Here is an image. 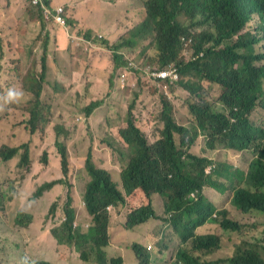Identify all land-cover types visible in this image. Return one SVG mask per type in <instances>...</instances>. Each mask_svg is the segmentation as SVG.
Returning <instances> with one entry per match:
<instances>
[{"label": "trees", "instance_id": "16d2710c", "mask_svg": "<svg viewBox=\"0 0 264 264\" xmlns=\"http://www.w3.org/2000/svg\"><path fill=\"white\" fill-rule=\"evenodd\" d=\"M42 1L50 12L48 16L44 15L41 4L34 5L31 0H23L32 6V17H37L40 22L43 19L55 22L56 11L62 5L52 7L51 0ZM137 1L142 15L145 13L137 26L114 44L102 40L101 45L111 52L116 84L118 79H125L123 88L128 87L126 81L130 75L138 73L143 78L146 74L140 72L142 67L130 66L132 62L122 50H134L146 41L156 51L154 61L159 68L167 71L177 69L181 78L178 84L171 81L170 77L160 79L158 86L150 82L165 96L160 114V137L156 141L153 139L152 144L148 142L134 120V101L128 108L126 127L119 130V136L129 150L127 161L120 167V186L109 171L93 162L91 151L85 156L82 170L87 179L80 200V208L85 214H80L84 218L78 228L75 225L77 207L73 203L78 201L74 198V187L70 181L71 158L65 142L58 140L61 131H56L54 147L59 153L62 177L43 183L34 193V197L39 198L55 185L67 187L63 221L50 230V235L64 251L74 248L83 262L120 264L121 258L107 256V248L114 217L111 209L124 206V232L135 240L127 249L131 250L139 264H149L150 257L141 240L147 227L153 221L161 220L154 205V198L158 196L162 201L164 218L161 227L164 229L165 224H169L180 245L173 251L167 264H264V237L235 244L231 257L214 263H203L196 257V254L211 255L221 247L222 238L219 235L198 234V230L207 224H216L217 228L225 232L242 231L244 225L230 214V210L234 212L236 209L243 214L256 211L264 217V130L252 123V117L261 119L264 116V0ZM65 7L61 16L66 19ZM124 11L125 8L121 9V14ZM67 23L74 25L71 19ZM11 30L9 27L7 34L0 33V37H9L8 42L0 41L1 49L17 47L14 36L9 34ZM48 41L49 38L44 42L41 69H30L21 77L25 79L26 90L33 94V100L27 107L30 135L43 126L41 120L46 124L50 122V114L42 111L45 104L41 101L43 84L51 71L47 65ZM51 41L54 43V37ZM189 43L194 46L195 54L189 55V48L183 47ZM68 48L70 52L73 51L72 46L68 45ZM57 54L61 55L60 52ZM52 72L58 71L52 69ZM202 83L215 84L221 88L219 103L223 109L218 110L207 102ZM110 85L112 88L108 94L113 90L112 80ZM178 86L188 93L187 103L191 101L189 111L193 118L189 125H179L174 118L175 105L171 103L170 95L172 89ZM99 106L100 101L91 102L85 107V115L90 117ZM204 139L208 150L219 147L232 152L253 149L254 158L245 169L230 160L217 163L213 157L209 159L206 154L198 153L204 149ZM18 155V168L27 170L31 165L30 142L0 149L3 162ZM122 157L125 158V155L122 154ZM33 158L35 156L32 155ZM41 163L48 164L47 153H43ZM209 188L220 195L231 191L230 204L211 193ZM8 208L5 206V209L0 210ZM56 212L57 205L53 202L48 214L53 217ZM32 221V215L18 213L14 223L27 228ZM46 241L48 236L41 243ZM63 253L61 264H66V251ZM52 256L55 257V254ZM52 261L55 262V259L52 258ZM36 263L52 264L47 261Z\"/></svg>", "mask_w": 264, "mask_h": 264}, {"label": "rangeland", "instance_id": "374dc122", "mask_svg": "<svg viewBox=\"0 0 264 264\" xmlns=\"http://www.w3.org/2000/svg\"><path fill=\"white\" fill-rule=\"evenodd\" d=\"M52 1L60 3L58 0ZM88 1L83 0L81 9L84 10ZM98 1L99 7L103 11L97 16L92 14L90 24L99 25L104 21L102 25L107 26L106 13H108L107 16H112L110 12L114 14L115 19L126 20V12L119 15L121 12L116 13L108 8L105 0ZM136 2L134 6L123 2L120 9H139L140 3ZM61 4H65L67 7L66 0ZM63 7L64 5L61 6L62 9ZM31 8L32 6L24 2L23 6H17L14 11L17 18L16 23H11L8 20H5L8 22L7 24L0 23V33L7 34L10 27L12 30L9 31V34L14 36L13 39L17 45V47L13 46L6 50L0 48V57H2L0 60V104L3 103V96L7 89L12 85L19 86L27 93L22 102L9 104L6 108L0 107V149L3 146L15 147L21 142H30L31 151V165L27 170L18 168L20 155L8 162H3L0 159V208L9 207L5 211L0 210V218L5 219L7 222L4 223L8 224L5 233L0 234V264H37L38 261L49 262V259L52 261V258H49V246L41 241L47 238V235H44L46 231L57 227L63 221V205L66 200L67 187L62 184L55 185L39 198H35L34 193L43 183L62 177L59 169V153L54 147L56 131H61L58 140L65 142L71 158L70 181L74 187V198L78 201V203H73L77 207L78 219L82 220L84 217L81 215L84 216L85 213L80 208L82 205L80 200L87 179L82 170V164L87 152L91 151L93 162L109 171L113 180L120 186V167L127 161L129 150L127 144L119 136V130L126 127L129 106L135 101L134 120L150 144L153 143V139L158 140L162 129L160 114L162 100L165 98L164 94L157 91L149 81L141 78L138 73L130 75L126 81L128 87L123 88V79H118L116 84L113 63L103 66L101 63L92 65V59L97 62L101 61L100 53H97L93 46L100 45L102 47L101 41H107L102 38L101 34H88L84 29L72 28L67 22L60 24L45 19L40 22L37 17L31 16ZM88 12L91 14L90 8ZM53 25L56 29L55 44L52 43L51 32L48 30ZM195 32L193 31V33ZM47 38H49L47 65L51 67V71L44 81L41 101L45 104L42 111H48L50 114V122L46 124L41 120L42 125L46 124V126L44 128L41 126L34 135H30L27 110L33 100V94L26 90L25 79H21V77L30 69L35 68L37 71L41 69L44 42ZM2 40L3 43L4 41L8 42L9 37L2 36L0 41ZM51 43L55 48L58 46L62 49L61 55H58L55 50L52 52L49 49ZM68 45L73 47V51L70 52ZM183 47L190 48L192 46L183 45ZM240 50L241 47L238 46V51ZM122 52L127 59H130L129 62H132V65L137 67L150 65L159 68L154 61L157 55L156 51L149 41L134 50L124 49ZM52 69L58 72L54 73ZM154 71L158 73L157 69ZM173 72L176 73L175 70ZM90 74L99 75V77H92ZM178 79L181 78L178 77ZM111 80L113 81V90L111 94H108L109 89L112 88ZM202 85L205 88L203 94L207 102L218 110L223 109L219 103L220 87L207 83H202ZM172 90L170 98L172 99L171 103L175 105L174 118L179 125L183 123L189 125L193 118L189 111L191 101L187 103L189 95L180 86ZM93 101H100V106L90 117H87L84 113L85 107ZM256 118L257 121L261 120L258 116ZM252 123L256 127L260 126V124H255L253 117ZM261 124L264 125V118L261 120ZM58 125L62 127H58ZM63 134H65L64 137H62ZM176 140L179 143L178 135H176ZM120 152L125 155V158ZM246 152L242 156L231 155L229 158L221 152L211 155L217 163L230 160L245 169L255 155L253 149ZM43 153L48 155L47 165L41 163ZM198 153L207 154L205 148ZM32 155L35 156V159H32ZM212 193L230 204L231 191L221 195L213 191ZM53 202L57 205V212L55 216L51 217L48 211ZM161 204L162 201L156 196L154 205L161 220L153 221L143 233L141 240L142 246L150 257L149 264H167L173 251L180 246L176 242V236L169 224H165L164 229L161 227L164 219ZM111 212L114 217L112 218L107 256L114 259L121 258L120 264H139L131 250L127 249H130L135 240L129 237L127 232H124L126 208L119 206L116 209H111ZM18 213L32 215L31 225L27 228L16 226L14 221ZM240 215L242 214L234 211L233 217L244 225L240 233L221 231L216 224H207L206 226H209L207 229L199 230L201 233L217 234L222 238L220 249L212 253L213 255L196 254L201 262L214 263L219 259H226L233 254L235 244L242 241L251 242L254 238L262 239L264 237V217L261 213L251 211L248 215L242 217ZM75 225L78 228L81 227L78 222H75ZM51 245L53 246V244ZM149 245L153 248L149 249ZM65 251L66 264H95L92 261H81L80 255L74 248L65 249Z\"/></svg>", "mask_w": 264, "mask_h": 264}, {"label": "crops", "instance_id": "0c3cea01", "mask_svg": "<svg viewBox=\"0 0 264 264\" xmlns=\"http://www.w3.org/2000/svg\"><path fill=\"white\" fill-rule=\"evenodd\" d=\"M60 3H54L51 0V5L52 7H56V6H61V5H65V4H61L62 2H64V0H58ZM137 0H105L104 2L106 3L107 7L114 10L116 13L118 11H121L120 7L122 6V4H127L129 6H134L137 2ZM124 2V3H123ZM24 2L23 0H0V23L1 24H7L8 21H11V23H16L15 21L17 20L16 15L14 13L15 9L17 6L21 7L23 6ZM66 4L67 7H65V16H66V21L68 19H71L74 23L73 26H71L72 28L74 26H76L79 30H86V32H90V34H101L102 38H105L107 41L110 42V44H114L113 42H116L117 39H119L120 37H122L123 35H125L127 32H129L132 28H134L135 26H137V24L140 21L141 16L144 17L145 13L142 15L143 11L141 10L140 6L139 9L136 10H129L127 8H125L124 13H127V18L124 21H121V19H115L114 14L110 12V14L112 16H107L108 13H106V17H108L107 20V26H103V22L102 21L99 25H92L90 24V16L92 14H95L97 16L98 13H101L103 10L99 7V1L98 0H89L88 3L85 5L84 10L81 9L80 6L83 5V0H66ZM110 4V5H108ZM89 8L91 9V14L88 12ZM11 11V12H9ZM10 13V14H9ZM119 15H122L121 13ZM109 26V27H108ZM51 32L50 37H56V29L55 26H51L48 29ZM64 34V31H62ZM52 39V38H51ZM55 44V42L53 43ZM95 48V50H97L96 52L100 53L99 57L101 59V61H96L95 59H92V65L95 66V64H102L103 65H111L112 61L110 59L111 56V52L100 47L97 45L93 46ZM52 52L55 50L56 53L60 52L62 53V49H60L58 46H56V48L54 46H52V43L50 45L49 48ZM54 64V61H53ZM94 73V72H92ZM91 73V74H92ZM90 76H97L99 77V75H91ZM147 81L151 82L150 79H146ZM180 79L176 80V84L179 83ZM221 89V88H220ZM220 96V95H219ZM264 118V116H262L261 120ZM255 124L259 125V128L264 130V125L261 124V120L257 121V119H254ZM204 148L206 151V155L209 159L212 158L213 153H224L225 156L227 158H229L231 155H244L245 153H247L246 151H241V152H232V151H227L226 149H223L221 147H219L216 150H208L206 147V139H204ZM210 192L211 188H209ZM235 211H237L235 209ZM237 213L242 214L240 215L241 217L243 215H248V214H243L240 213L239 211H237ZM230 214L233 216L234 212L232 210H230ZM159 215V213H158ZM7 222L5 219L0 218V234L5 233V229L7 228L8 224L4 223ZM76 222H78L79 224H83V221L78 220L76 218ZM209 226H205L202 229L199 230H205L207 229ZM83 230V229H82ZM198 230V234H203L201 233V231ZM48 236V241H46V244L49 246L50 249V255L49 258L52 257L53 259H55L54 261H51L50 259L48 260L51 263L54 264H61L62 260L61 258L63 257L62 255L64 254L63 252L64 249L62 246H57V243L52 239V236L50 235V231H46V233H44V235ZM53 244V246L51 245ZM53 253L55 254V257L52 256Z\"/></svg>", "mask_w": 264, "mask_h": 264}, {"label": "built area", "instance_id": "2783aa9c", "mask_svg": "<svg viewBox=\"0 0 264 264\" xmlns=\"http://www.w3.org/2000/svg\"><path fill=\"white\" fill-rule=\"evenodd\" d=\"M31 2L34 4V5H38V4H41V6L44 8V15L45 16H48L49 15V10L45 8L44 4H43V1L42 0H31ZM57 15L55 16V22L56 23H60V24H64L65 23V18H63L61 16V13L63 12V9L61 7H59L57 9ZM130 66H133V67H136L135 65H132V63L129 64ZM146 75L147 79H150V81L158 86V82L160 81V79H165L170 77L171 78V81L173 82H176V80L178 79L179 77V74H178V71L176 68H174V70L176 71V73H174L173 71H167V70H159L158 73L155 72L154 70L150 69L149 67H146V68H143L141 69ZM152 76H155L156 78H153ZM123 84L122 86L125 84V79L122 80Z\"/></svg>", "mask_w": 264, "mask_h": 264}, {"label": "clouds", "instance_id": "9594fccd", "mask_svg": "<svg viewBox=\"0 0 264 264\" xmlns=\"http://www.w3.org/2000/svg\"><path fill=\"white\" fill-rule=\"evenodd\" d=\"M66 19H65V23H66ZM56 23V22H54ZM191 46H192V43H189ZM237 44H239V42L237 41ZM240 46V45H238ZM188 54L189 55H192V54H195V48L194 46L190 47L188 49ZM146 67H149L150 69L152 70H155L153 69V67H151L150 65H145L144 67H142L141 69L143 68H146ZM140 69V72H143L142 70ZM157 70H162V68H157ZM143 79H147L146 76L143 77ZM27 93L22 89L20 88L19 86L17 85H12L11 87H9L5 93V95L3 96V103L0 104V107L2 108H6L9 104H13V103H20L22 102L25 97H26ZM260 103H261V100H260ZM255 126V125H254ZM256 127V126H255ZM256 128H259V127H256ZM254 158V157H253ZM253 158L251 159V161L253 160ZM250 161V162H251ZM250 162L248 163V165L250 164ZM221 230V229H220ZM177 238V237H176ZM153 246L149 245V249H152ZM233 255V254H232ZM231 255V256H232ZM230 256V257H231ZM229 258V257H228ZM136 260V259H135ZM82 261V260H81ZM137 261V260H136ZM32 264V263H30Z\"/></svg>", "mask_w": 264, "mask_h": 264}]
</instances>
